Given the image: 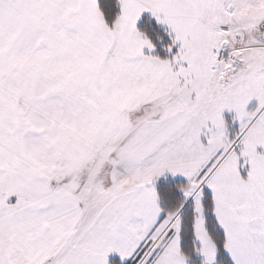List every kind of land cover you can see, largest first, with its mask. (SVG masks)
<instances>
[{"label":"snow or ice","instance_id":"6c2138e0","mask_svg":"<svg viewBox=\"0 0 264 264\" xmlns=\"http://www.w3.org/2000/svg\"><path fill=\"white\" fill-rule=\"evenodd\" d=\"M0 264H264V0H0Z\"/></svg>","mask_w":264,"mask_h":264}]
</instances>
